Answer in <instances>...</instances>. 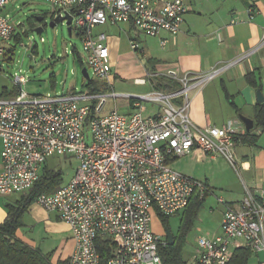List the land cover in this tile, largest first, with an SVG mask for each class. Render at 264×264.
Returning a JSON list of instances; mask_svg holds the SVG:
<instances>
[{
	"label": "built area",
	"instance_id": "2783aa9c",
	"mask_svg": "<svg viewBox=\"0 0 264 264\" xmlns=\"http://www.w3.org/2000/svg\"><path fill=\"white\" fill-rule=\"evenodd\" d=\"M13 1L0 0L3 59L17 32V26L3 14ZM43 1L55 8L52 18L71 17V31L82 43L84 67L95 82L108 89L105 93L84 88L33 96L23 90L27 79L15 73L12 82L18 94L12 99L0 98V195L26 192L49 157L71 155L78 166L70 182L36 200L71 229L74 250L68 264H100L99 240L110 241L113 247L106 264H162L159 248L167 243L151 229L153 210L174 216L193 196L207 190L201 182L175 170L170 160L199 150L237 166L234 146L242 122L231 119L220 127L197 126L189 117L191 94L254 50L200 74L177 69L153 74V78L178 84L170 92L119 94L111 82L106 35L94 34V29L105 24H132L149 37L162 31L176 36L189 10L185 0ZM247 12L253 15L252 9ZM263 44L264 33L259 46ZM129 45L133 51L140 49L136 41ZM118 97L132 99L136 110L123 115L113 109L102 115L107 101L115 105ZM142 102L160 104V112L145 116ZM86 127L91 135L89 144ZM220 230L216 237L197 239L195 255L188 264H230L234 240H241L254 253L264 252V193L256 197L246 191L238 208L226 206Z\"/></svg>",
	"mask_w": 264,
	"mask_h": 264
},
{
	"label": "crops",
	"instance_id": "0c3cea01",
	"mask_svg": "<svg viewBox=\"0 0 264 264\" xmlns=\"http://www.w3.org/2000/svg\"><path fill=\"white\" fill-rule=\"evenodd\" d=\"M185 2L189 10L183 16L176 36L162 31L149 37L132 24L97 26L94 34L106 35L113 87L117 79H121V65L126 64L129 73L126 76L123 74V77L132 80L139 90L133 95L151 91L166 93L178 88L176 82L153 78L152 75L157 72L177 69L181 73L200 74L254 50L239 64L223 71L201 91L191 94L189 117L197 126L220 127L228 120H239L240 115L253 121L250 131L245 130L243 123L239 128L238 136L242 137L234 146L236 168L220 156L212 157L199 150L190 151L185 156L170 161L175 170L201 182L207 189L203 194L196 195L202 200V204L195 211V218L187 234L196 232L198 238H213L221 233L220 225L226 206L238 208L246 191L256 197L264 193V128L257 126L254 121L255 111L259 106H264V44L259 46L264 33V0ZM248 9L253 11L251 17ZM123 39L138 42L140 49L133 51L129 45L131 52L124 50ZM163 41L165 43L161 45ZM149 74L150 79L144 80V76ZM136 80H144V83ZM166 86L174 87L169 89ZM257 92L263 98L260 103L257 102ZM119 100L125 103L127 114L136 110L132 99L118 97L115 105L112 102V109L109 111L114 109L118 112ZM175 102L179 103L180 99H175ZM144 103L150 106L146 107ZM142 105L145 116L160 112V104L142 102ZM1 151L0 139V154ZM9 196L0 195V223L7 215L5 204H14L20 197L6 201L5 198ZM204 205L209 206V210L202 216L200 209ZM186 212V209L178 212L180 220ZM155 215L153 210L152 217ZM16 237L32 248H38L43 254H49L52 264L67 261L74 250L69 226L59 219L57 213L44 210L36 201L24 213L22 225L16 230ZM47 239L58 242L53 243L56 249L49 251L52 247L47 248ZM231 248V260L236 251L245 250L248 251L246 264H264V252H252L241 240L232 241ZM193 256L188 258L187 264Z\"/></svg>",
	"mask_w": 264,
	"mask_h": 264
},
{
	"label": "rangeland",
	"instance_id": "374dc122",
	"mask_svg": "<svg viewBox=\"0 0 264 264\" xmlns=\"http://www.w3.org/2000/svg\"><path fill=\"white\" fill-rule=\"evenodd\" d=\"M55 8L43 0H14L8 4L3 14L7 15L12 23L17 26L20 32V41L16 42L12 39L9 42V49H12L11 59H3L0 57V98L8 99L18 88L14 86L12 77L15 73L23 75L27 79V83L23 86L24 92L33 96H46L47 94H62L71 91H81L86 80L81 74L83 64V49L82 43L76 32L72 30L71 35L68 34L65 22L57 24L54 28H50L48 23L52 18V13ZM45 18V26L40 34L35 32V29L43 26L36 22L37 17ZM123 48L130 51L129 41L123 39ZM140 46V44H139ZM75 50V53L72 52ZM131 52V51H130ZM140 59V57H136ZM82 62V64H81ZM146 61L144 60V63ZM147 66V63H145ZM143 69V68H142ZM135 67L133 65V71ZM120 78L114 83V89L117 93L133 95L139 91L132 80L123 77L128 72L127 65H121ZM90 80H93L91 72L87 70ZM149 76H144V80L150 79ZM163 80H169L163 78ZM5 92L8 93L5 95ZM7 97V98H6ZM146 107L150 106L144 103ZM123 100L118 102L119 114H127L128 110L124 106ZM144 105V106H145ZM112 109V101L107 103L102 111V115L108 114ZM86 143L90 142V130L84 128ZM235 163L237 161L235 158ZM47 169L59 175V185L62 187L67 185L73 178L75 170L78 166L77 160L71 155H53L47 160ZM219 191V190H216ZM19 194L13 193L7 200H15ZM205 210V211H204ZM209 210V206L204 205L201 209V215L204 216ZM181 225L180 217L173 216L165 222L160 217L155 215L152 217L151 229L164 237L166 227L175 236ZM196 229V227H194ZM153 231V232H154ZM199 235L196 232H191L186 235L184 245L182 247V257L187 264L188 258H191L196 251V239ZM53 240L47 239V248L56 249ZM52 245V246H51Z\"/></svg>",
	"mask_w": 264,
	"mask_h": 264
},
{
	"label": "trees",
	"instance_id": "16d2710c",
	"mask_svg": "<svg viewBox=\"0 0 264 264\" xmlns=\"http://www.w3.org/2000/svg\"><path fill=\"white\" fill-rule=\"evenodd\" d=\"M13 39H15L16 42H19L20 32L17 31L13 36ZM12 52V49H8L4 59H11ZM72 54H76L75 50ZM83 67L84 65L82 64V68ZM160 80L163 79L160 78ZM166 87L172 89L174 86ZM84 88L89 89L92 93H105L108 89L104 84L97 83L90 79L86 81L82 90ZM6 94L8 93L5 92V95ZM17 94L18 92H15L8 99L14 98ZM89 119L90 116L88 120ZM254 121H256L257 126L264 128V106H259V108L255 111ZM240 137H242V135L236 137L235 143H237ZM173 159L175 158H172L171 160ZM47 160L42 165L39 178L34 185L26 192L20 193V197L14 204H5L7 215L4 221L0 223V264H52L49 254H43L38 248H32L16 237V230L22 225V217L30 204L35 202L39 196L52 194L61 187L58 184L59 175L47 169ZM201 204L202 200L198 199V196L196 195L190 199L188 205L184 208L187 212L180 220L181 225L178 232L175 236H173V245L168 244L165 236L162 238V240L167 243L164 247L159 248V255L162 264H186L182 257L181 250L184 245L187 232L189 231V228L195 218V211L199 206H201ZM156 215L160 217L163 222H165L168 218L173 217L162 215L157 210ZM177 215L178 213L174 216ZM164 228L167 229L166 227ZM96 244L97 251L100 256V264H106L113 249L112 244L107 240H99ZM247 257L248 251L238 250L236 251L234 259L231 260L230 264H246ZM56 264H68V260L59 261Z\"/></svg>",
	"mask_w": 264,
	"mask_h": 264
},
{
	"label": "water",
	"instance_id": "95a60500",
	"mask_svg": "<svg viewBox=\"0 0 264 264\" xmlns=\"http://www.w3.org/2000/svg\"><path fill=\"white\" fill-rule=\"evenodd\" d=\"M42 19H43L42 17H37L36 21L40 23L42 21ZM64 21H65V24L67 26L68 34L71 35V27H70L71 17L68 16V15L65 16V17L52 18L50 20V22L48 23V26L50 28H54L57 24L63 23ZM43 27L44 26H40V27L36 28L35 32L37 34H40L42 32ZM81 74H82L83 78L86 81H88L90 79L89 76H88L87 69L85 67L82 68ZM256 96H257V102L260 103L262 101V99H263L261 94H260V92H257ZM239 119L244 124L246 131H250L253 128V121L252 120H250V119H248L246 117H243L241 115L239 116ZM164 236L166 237V239L168 241V244L169 245H173V243H174L173 236H172L171 232L168 229L164 230Z\"/></svg>",
	"mask_w": 264,
	"mask_h": 264
},
{
	"label": "flooded vegetation",
	"instance_id": "af4514ba",
	"mask_svg": "<svg viewBox=\"0 0 264 264\" xmlns=\"http://www.w3.org/2000/svg\"><path fill=\"white\" fill-rule=\"evenodd\" d=\"M42 18H43V19H42V21H41L39 24L45 26V18H44V17H42ZM51 19H52V18H51Z\"/></svg>",
	"mask_w": 264,
	"mask_h": 264
}]
</instances>
